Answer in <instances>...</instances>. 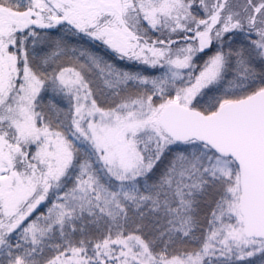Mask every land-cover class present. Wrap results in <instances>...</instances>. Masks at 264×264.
<instances>
[{
  "label": "snow or ice",
  "instance_id": "snow-or-ice-1",
  "mask_svg": "<svg viewBox=\"0 0 264 264\" xmlns=\"http://www.w3.org/2000/svg\"><path fill=\"white\" fill-rule=\"evenodd\" d=\"M258 254L264 0H0V264Z\"/></svg>",
  "mask_w": 264,
  "mask_h": 264
},
{
  "label": "trees",
  "instance_id": "trees-1",
  "mask_svg": "<svg viewBox=\"0 0 264 264\" xmlns=\"http://www.w3.org/2000/svg\"><path fill=\"white\" fill-rule=\"evenodd\" d=\"M50 35L55 36L56 33H50ZM149 35L152 37V39H157L158 34L150 32ZM72 44H76L77 41L75 39L69 41ZM80 44H82L86 48H92L94 51H96L99 55L103 56L108 61L115 63L119 68L128 70V71H143L146 75H152L155 74L154 72L150 70H146L145 65L137 64V63H129L127 61H120L116 59L114 54H111L108 52L107 49H104L102 46H94L91 42H88L86 40H80ZM240 43V38H237L236 44L238 45ZM202 59V58H201ZM201 59L197 60V63L199 64L201 62ZM59 63L64 64V66H70L66 60V58H61ZM50 101L57 104L61 108H65V102L61 97H51V96H45L44 103L48 104ZM66 110V109H65ZM214 198V194H209L204 198V200L201 202L200 207L198 209V218L200 220L201 228L207 227V219L209 218V213L211 211V201ZM201 233L197 232V236H199ZM53 253L48 252L47 255H52ZM246 264V263H245Z\"/></svg>",
  "mask_w": 264,
  "mask_h": 264
},
{
  "label": "rangeland",
  "instance_id": "rangeland-1",
  "mask_svg": "<svg viewBox=\"0 0 264 264\" xmlns=\"http://www.w3.org/2000/svg\"><path fill=\"white\" fill-rule=\"evenodd\" d=\"M173 39H175V37H173ZM264 264V261L261 260L259 254L255 257L250 258L247 261H241L239 262V264Z\"/></svg>",
  "mask_w": 264,
  "mask_h": 264
}]
</instances>
